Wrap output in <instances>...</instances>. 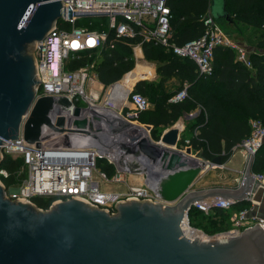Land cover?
Instances as JSON below:
<instances>
[{
    "label": "water",
    "instance_id": "obj_1",
    "mask_svg": "<svg viewBox=\"0 0 264 264\" xmlns=\"http://www.w3.org/2000/svg\"><path fill=\"white\" fill-rule=\"evenodd\" d=\"M63 11L61 0H0V168L5 140L22 136L39 145L55 133L70 131L101 148L111 140L119 145L124 155L114 162L118 170L141 175L156 201L123 202L114 215L76 199L42 210L6 198L0 183V264H264V228L259 225L206 241L183 229L196 202L220 197L235 206L248 201L254 184L260 185L252 171L254 157L240 190L193 193L207 167L222 163L218 157L208 160L203 150L194 154L190 146L183 149L180 129L153 141L151 126L121 116L123 126L108 139L103 128H93L101 118L92 109L76 107L65 97L36 98L38 69L31 47L44 41ZM210 12L213 19L232 23L227 0H211ZM70 114L75 117L71 129Z\"/></svg>",
    "mask_w": 264,
    "mask_h": 264
},
{
    "label": "built area",
    "instance_id": "obj_2",
    "mask_svg": "<svg viewBox=\"0 0 264 264\" xmlns=\"http://www.w3.org/2000/svg\"><path fill=\"white\" fill-rule=\"evenodd\" d=\"M63 17L54 26L43 42L36 44L35 54L39 85L35 88L36 98L45 96L65 97L74 106L83 109L114 107L131 103L133 112L129 119H136L141 112L149 108V101L137 94L126 83V77L111 85L105 93L102 106L100 98L90 93L95 76L96 58L104 51L109 55L119 48L120 42H127L133 50V57L128 55L125 61L137 60V50L143 51L145 45L163 48L181 60H190L197 67L199 78L213 75L214 52L217 47L233 50L237 60L252 68L249 53L225 33L211 12L203 18L206 30L199 38L178 46L173 43L171 9L168 0H61ZM132 42L131 44L128 42ZM86 59L78 69L76 65ZM187 98L184 90L173 96V103ZM85 114L91 118V113ZM75 117H67V128H74ZM251 136L237 149L250 164L264 145V125L260 121L252 122ZM186 140V145L189 144ZM109 154L103 148L95 146L86 136L63 132L55 133L39 145L29 144L20 136L18 140H5L1 148L2 158L11 157L21 161L15 175L21 179L14 186L7 187L4 180L10 172L0 168V183L5 189L6 198L34 204V198H53L50 208L60 202L72 199L80 200L93 208L114 214L118 204L128 201L154 202L153 193L145 186L129 187L124 194L104 193L101 184L121 183L124 173L120 172L110 157V164L117 171L110 179L104 172H99L98 163L102 154ZM101 178V184L95 181V173ZM256 181L264 184V174H256ZM234 201L215 197L196 202L193 209L209 215L213 209L228 212L234 207ZM49 208V209H50ZM41 209V208H40ZM43 210V209H42ZM248 209L239 211L233 220L234 229L228 236H236L242 231L257 225L264 228V219L248 218ZM190 225V218L187 217ZM222 238V239H224Z\"/></svg>",
    "mask_w": 264,
    "mask_h": 264
},
{
    "label": "trees",
    "instance_id": "obj_3",
    "mask_svg": "<svg viewBox=\"0 0 264 264\" xmlns=\"http://www.w3.org/2000/svg\"><path fill=\"white\" fill-rule=\"evenodd\" d=\"M167 5L173 15V43L183 46L204 34L206 26L203 18L210 11L211 0H168ZM227 9L232 16L230 25L236 28L240 24L253 27V34L258 37L257 49L264 50V0H227ZM118 45L119 48L111 55L104 51L96 58L95 73L105 87L120 81L134 67L133 61H125L132 50L129 44L120 42ZM144 54L148 61L156 64L160 79L157 84L145 81L137 84L134 92L144 96L153 107L141 112L135 120L153 127L155 141H159L156 129L170 127L183 113H191L200 107L201 114L187 124L184 131L198 130L199 134L192 136L188 145L182 138L180 145L190 146L196 152L203 150L208 160L218 157L225 165L237 147L251 136L252 122L260 121L264 125V52L253 54L250 57L252 68H248L237 60L233 50L217 47L213 75L203 82L198 80L197 67L190 60L172 58L162 48L150 45L144 46ZM85 62L86 59L74 69L80 68ZM172 80L178 81L180 86L170 88L168 84ZM185 86H188L187 98L182 102L170 103L169 99L181 93ZM101 162L104 160L100 159L98 165ZM21 164V161L11 157L4 159L2 167L10 172V177L4 180L7 187L15 184V172ZM101 168V172L110 179L117 171L109 163ZM252 171L264 174V145L254 159ZM53 201V198L33 199L34 204L43 210H49ZM215 211L216 215L206 216L193 209L189 215L190 223L191 217L197 214L204 216L207 226L201 229L205 233H213L212 230L219 227L227 230L222 216L226 212L220 209Z\"/></svg>",
    "mask_w": 264,
    "mask_h": 264
},
{
    "label": "crops",
    "instance_id": "obj_4",
    "mask_svg": "<svg viewBox=\"0 0 264 264\" xmlns=\"http://www.w3.org/2000/svg\"><path fill=\"white\" fill-rule=\"evenodd\" d=\"M210 8H211V6H210ZM227 25L230 28L233 27V28L236 29V34L234 35V38H232V39L239 46L244 48L249 53L250 57L253 54H255V53H263L264 52V50L257 49L258 37L253 34V32L255 31V29L253 27L248 26V25L240 24V25H238V28H236L235 26H231L230 24H227ZM244 27L248 28L247 31H249V32H247V33H249V34H247V33L244 34L242 32L241 29H243ZM163 50L167 54H169L172 58H175L172 54H170V52L168 50H166V49H163ZM139 52L140 51L137 50L138 59L137 60H133L134 67L131 70V71H133L131 73V75L134 72H138L139 71L138 78L130 83V85H131L130 88H132L133 91H135L136 86H137V84L139 82L145 81V82H148V83L157 84L159 82V79H160V75H159V72H158L156 64L154 62L148 61L145 58L144 48H143L142 52H140V53ZM132 54H133V50H131V54H130L131 57H133ZM131 71L126 73L121 80H123L126 77V75H128ZM93 75L95 76V78H94L93 83L91 85L90 93L98 96L101 99L102 94L104 96V94L107 92V89L113 84H111L108 87H105L102 83H100V81L98 79V75L95 72L93 73ZM198 80L199 81H202V80L206 81V80H208V78H199L198 77ZM95 83L101 85L103 90L102 91H96L93 88ZM168 85L172 89L180 86L178 81H176V80H172ZM184 90H186L187 93H188V86H185ZM170 99H169V102L173 103V102L170 101ZM149 103H150L149 108L153 107V105H152V103L150 101H149ZM125 108H126L125 111L128 114L129 110H131L133 112L134 106L131 103H127V105H125V106H121L120 105L119 109L117 107L116 111L121 112V110H124ZM127 109H129V110H127ZM201 112H202V109L199 107L195 111H192L191 113H183L180 116V118L174 123V125H172L170 127L161 126L158 129H156V134L159 136V139H160V137L165 132H167L168 130H170L172 128H178V129H180L182 131L181 137L183 138V140L184 139L185 140H190L192 138V136H196V135L199 134L198 130H194V131L189 130V131H186V132H184V131L187 129V124L191 123L196 118H198L199 115L201 114ZM131 120H135V119H131ZM136 122L138 123V125L148 126V125L141 124L138 121H136ZM152 132H153V130H152ZM185 147H187V146H185ZM183 149H184V147H183ZM193 153L195 154L197 152L193 150ZM249 165L250 164H248L247 161L245 160L243 153L241 151H239L238 149H236V151L233 154V156L230 158V160L225 165H222V166L211 165L210 167H207V169L199 177V179L197 180V182L193 186L192 192L193 193L194 192L197 193V192L210 191V190L238 191V190L241 189V187L243 185L244 176L247 173ZM252 165H253V163H252ZM254 175H256V174L254 173ZM228 181H231V182H228ZM256 183H259V182L256 181ZM141 185H144V180H143V184H141ZM209 199H211V198H208V200ZM247 200L248 201L242 202L244 204H242V205L241 204H237L231 210L226 212L225 215H222L224 217L225 223L229 226V230L227 232H224V233L220 234L219 236L214 235V237H212V238L222 239L225 236H227L228 233H230L231 230L234 229L233 220H234V218L236 217V215L239 213V211L241 209L242 210L243 209H248V211H249L248 218L250 220H252L254 218L255 219H264V184L260 183L259 187H257V185L254 184L251 196ZM203 215H205V214H203ZM214 215H216L215 209H213L210 212V214L206 215V216H214ZM194 230H196V229L194 228ZM196 231L200 232L201 234H203L199 230H196Z\"/></svg>",
    "mask_w": 264,
    "mask_h": 264
},
{
    "label": "rangeland",
    "instance_id": "obj_5",
    "mask_svg": "<svg viewBox=\"0 0 264 264\" xmlns=\"http://www.w3.org/2000/svg\"><path fill=\"white\" fill-rule=\"evenodd\" d=\"M216 21H218V23L220 24V26L223 28V30L225 31V33H227V35L228 36H230L231 38H234V35L236 34V29L235 28H230L227 24V22L226 21H224V20H216ZM242 30V32L244 33V34H246L247 32H249V31H247L248 30V28H246V27H244L243 29H241ZM250 30V29H249ZM247 34H249V33H247ZM243 37V36H242ZM240 38V37H239ZM31 49H32V54H33V56H34V58H35V60H36V54H35V45H32V47H31ZM136 73L137 72H134L132 75H130V76H134V75H136ZM138 76H139V73L137 74V76H136V79L138 78ZM128 77V76H127ZM126 77V78H127ZM97 81V80H96ZM128 85H130V84H128ZM131 86V85H130ZM93 88L96 90V91H102L103 89H102V86L101 85H99V84H97V83H95L94 84V86H93ZM105 101V94H104V96H103V94H102V97H101V99L99 100V102L97 103L99 106H102V104H103V102ZM126 110V108L124 109V110H121V112H118L123 118H125V119H127L128 121H131V122H133V124H136V125H138V123L135 121V120H131V119H129L128 118V114L129 113H131L132 111L131 110H129V109H127V110H129L128 112V114H126L127 112L125 111ZM117 112V111H116ZM149 137L153 140V141H155L154 139H153V135H152V133H150L149 134ZM104 160V162H101L100 164H99V166H98V169H99V172H101L102 171V168H101V166H104V165H106V164H108L109 163V161L107 160V159H103ZM127 161V160H126ZM110 164V163H109ZM116 165V164H115ZM114 165V166H115ZM247 167V166H246ZM99 172H98V174L97 173H95V181L96 182H99L100 184H101V178H100V176H99ZM21 178L20 177H18V176H16L15 175V184L14 185H16L17 183H18V181L20 180ZM143 177L141 176V175H132V174H129V173H125L124 175H123V182H121V183H116V182H113V183H109V184H104V183H102L101 184V189H102V191L104 192V193H115V194H124V193H126L127 192V189L129 188V187H139L141 184H143ZM228 182H231V181H228ZM13 185V186H14ZM114 212L116 213L117 212V207L115 208V210H114ZM191 223H190V226L193 228H195L196 230H199V231H201L203 234L202 235H205L207 238H212V237H214V235H217V236H219L220 234H222V233H224L225 231H227L228 230V228H229V226L227 225V230H224V229H226L225 227H219L218 229H214V230H212V231H214L213 233H210V234H207V233H205V232H203L202 231V229H201V227H203L204 225L205 226H207L206 225V222H205V220H204V216H201V215H194V216H192L191 217ZM193 228V229H194ZM231 229V228H230ZM215 230H221V231H217V232H215ZM209 235V236H208Z\"/></svg>",
    "mask_w": 264,
    "mask_h": 264
},
{
    "label": "bare ground",
    "instance_id": "obj_6",
    "mask_svg": "<svg viewBox=\"0 0 264 264\" xmlns=\"http://www.w3.org/2000/svg\"><path fill=\"white\" fill-rule=\"evenodd\" d=\"M138 73H139V71L134 76L129 75L126 78L125 84H130L132 81H134L136 79V76ZM120 105L121 104H119V103L118 104L115 103L113 108L112 107H104V106H102V107L93 106L92 107L94 114L97 116H99L98 114H100V118H101L100 123H95V124L93 123V128H98V127L103 128V136L107 137L108 139L112 138L111 133H114L118 128H120L124 124V121L121 118V115L118 113V111L116 112V108L118 107V109H119ZM107 120L110 121V124L114 127V128H112L113 130H111L110 127H108L109 124L107 123L108 122ZM147 139H148L147 141L149 142L150 140L148 137H147ZM110 142L111 143L109 144V146H106L105 148H103V150L108 151L111 161L117 162L121 159L120 156L124 155L123 151L119 145H116L114 143V141L111 140ZM130 158H131L130 156H128V158L127 157L124 158V161L126 162V164L129 163L126 160L130 161ZM183 229L185 230V233L193 239L199 238L203 241L207 240L206 236L202 235L201 233L194 232L188 223L184 222Z\"/></svg>",
    "mask_w": 264,
    "mask_h": 264
},
{
    "label": "flooded vegetation",
    "instance_id": "obj_7",
    "mask_svg": "<svg viewBox=\"0 0 264 264\" xmlns=\"http://www.w3.org/2000/svg\"><path fill=\"white\" fill-rule=\"evenodd\" d=\"M115 214V213H114ZM114 214H110V215H114Z\"/></svg>",
    "mask_w": 264,
    "mask_h": 264
}]
</instances>
